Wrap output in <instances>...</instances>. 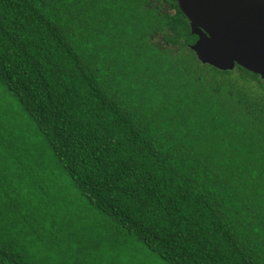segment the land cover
<instances>
[{"label": "trees", "instance_id": "1", "mask_svg": "<svg viewBox=\"0 0 264 264\" xmlns=\"http://www.w3.org/2000/svg\"><path fill=\"white\" fill-rule=\"evenodd\" d=\"M196 40L177 0H0V264H264V80Z\"/></svg>", "mask_w": 264, "mask_h": 264}, {"label": "water", "instance_id": "2", "mask_svg": "<svg viewBox=\"0 0 264 264\" xmlns=\"http://www.w3.org/2000/svg\"><path fill=\"white\" fill-rule=\"evenodd\" d=\"M202 64L219 71L236 66L264 80V0H177Z\"/></svg>", "mask_w": 264, "mask_h": 264}, {"label": "rangeland", "instance_id": "3", "mask_svg": "<svg viewBox=\"0 0 264 264\" xmlns=\"http://www.w3.org/2000/svg\"><path fill=\"white\" fill-rule=\"evenodd\" d=\"M0 104L4 109H7L8 111L12 112L11 114H9L11 116V118H14L13 124L18 126V127H22L25 128V130L31 134V129L30 126L28 124L27 119L25 118V116H21L20 114V106L18 105L17 100L15 99V97L9 93L1 84H0ZM9 116V117H10ZM19 116V117H18ZM28 118V116H26ZM20 118V119H19ZM8 119V118H7ZM29 120V119H28ZM30 122V120H29ZM31 123V122H30ZM34 125V124H33ZM34 128V126H33ZM34 130V129H33ZM50 153V152H49ZM67 192H72L75 196H77L75 193V189L72 186V183L69 180V177L67 176ZM77 191V189H76ZM78 197V196H77ZM80 198V197H79ZM73 204L80 208L79 214L82 213V220L84 221H89V223H95L96 221L100 222L101 221V217L100 216H95L96 212L91 210L90 207L88 206V204L86 203V201L82 198H80L78 201L73 200ZM58 213V212H57ZM59 213L57 214V218H58ZM56 218V219H57ZM109 221V220H108ZM50 223V222H47ZM57 227V226H54ZM89 235H84L83 240L85 239L88 240ZM59 238H57L58 240ZM96 253V252H95ZM106 253L108 254L107 258L112 257L113 258V254L109 251H106ZM101 254V252H97V259H101L99 257V255ZM123 256H126V263L129 261L130 259V263L128 264H165L164 262L160 261L156 256H154L153 254H151L141 243L139 242H134V241H128L126 243V245L123 248ZM120 257V256H119ZM94 264V262H93Z\"/></svg>", "mask_w": 264, "mask_h": 264}]
</instances>
